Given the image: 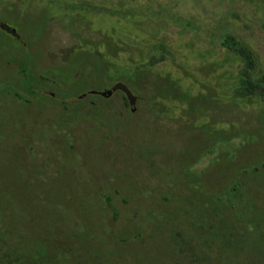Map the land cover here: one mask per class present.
<instances>
[{"label": "rangeland", "instance_id": "obj_1", "mask_svg": "<svg viewBox=\"0 0 264 264\" xmlns=\"http://www.w3.org/2000/svg\"><path fill=\"white\" fill-rule=\"evenodd\" d=\"M226 35L264 74V0H0V264H264V101ZM116 83L133 108L91 93Z\"/></svg>", "mask_w": 264, "mask_h": 264}, {"label": "trees", "instance_id": "obj_2", "mask_svg": "<svg viewBox=\"0 0 264 264\" xmlns=\"http://www.w3.org/2000/svg\"><path fill=\"white\" fill-rule=\"evenodd\" d=\"M221 45L226 47L232 53H234L240 59V62H241V66L238 71L237 84L234 89V93L236 97L258 99L260 101H264V74L260 76L254 75V71L257 67V58L254 52L252 51V49L249 48L247 45L243 44L241 41H239L232 35H226L224 39L222 40ZM161 58L162 57L160 56V59ZM160 59H156V58L151 59L149 64L153 65L156 60H160ZM132 72L134 73V71ZM118 75L129 77V74L125 71H121L120 73H118ZM26 76H28L27 73H26ZM25 81L26 79L24 80V83H25L26 89H28V92L35 94L36 92L32 91L28 87ZM14 94L18 98L23 99L24 101H28V99H25L19 93L14 92ZM123 99H124V102L126 103L125 95H123ZM237 185L234 184L231 187V189L228 191L229 194L235 189ZM105 199H106V203L108 204V206L113 210L114 214H116V210L110 203L111 202L110 199L109 198H105ZM40 251L41 250L39 249V253Z\"/></svg>", "mask_w": 264, "mask_h": 264}, {"label": "water", "instance_id": "obj_3", "mask_svg": "<svg viewBox=\"0 0 264 264\" xmlns=\"http://www.w3.org/2000/svg\"><path fill=\"white\" fill-rule=\"evenodd\" d=\"M117 89H121L124 92V95H125V97H126V99L128 101V104H129L130 108H133L134 107L135 96L122 83H116V84L112 85L110 88L105 89L103 91H100L99 94L102 95V96H109L114 91H116Z\"/></svg>", "mask_w": 264, "mask_h": 264}, {"label": "flooded vegetation", "instance_id": "obj_4", "mask_svg": "<svg viewBox=\"0 0 264 264\" xmlns=\"http://www.w3.org/2000/svg\"><path fill=\"white\" fill-rule=\"evenodd\" d=\"M2 27L5 28L6 26H5V25H2ZM116 91H121V92L123 93V95H124V92H123L121 89H117ZM116 91H114V92H116ZM99 92H100V91H96V90H92V91H91V93H93V94H95V93L99 94ZM114 92H113V93H114ZM135 100H136V99H135ZM125 104H128L127 99H126V103H125ZM128 106H129V104H128ZM129 107H130V106H129Z\"/></svg>", "mask_w": 264, "mask_h": 264}]
</instances>
